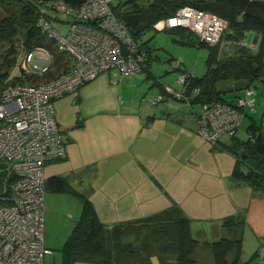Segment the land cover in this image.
Returning a JSON list of instances; mask_svg holds the SVG:
<instances>
[{"label": "crops", "instance_id": "crops-1", "mask_svg": "<svg viewBox=\"0 0 264 264\" xmlns=\"http://www.w3.org/2000/svg\"><path fill=\"white\" fill-rule=\"evenodd\" d=\"M126 1L121 2L123 13L131 10ZM176 29L185 30L197 42L196 33L187 28L159 31ZM253 36H257L256 41L246 43L257 50L260 36L255 32ZM149 40L143 39L149 50L148 69L138 73L105 70L53 101L65 155L44 166L45 221L58 228L66 217L69 233L80 216L79 194H83L108 229L177 207L188 219L192 235L205 245L227 237V233L233 238L247 233L264 245V189L232 176L236 165L243 172L248 169L236 155L245 149L234 144L235 140L247 138L250 123L260 125L264 132V80L253 84L244 80L218 83L231 103L252 86L255 104L245 108L243 122L249 118L248 122L234 137L223 134L212 146L197 132L199 104L189 105L164 91V85L181 90L175 76L188 72L181 69L182 57L165 53L162 62L157 59L160 71L157 67L153 71L155 54ZM256 92L262 99H256ZM157 94L163 99L153 102ZM230 145L237 149L236 154ZM53 177L63 178L70 190L55 192L48 188L47 181ZM228 217L239 221L231 230L221 225Z\"/></svg>", "mask_w": 264, "mask_h": 264}, {"label": "built area", "instance_id": "built-area-1", "mask_svg": "<svg viewBox=\"0 0 264 264\" xmlns=\"http://www.w3.org/2000/svg\"><path fill=\"white\" fill-rule=\"evenodd\" d=\"M113 0H85L72 6L64 0H47L36 25L56 50L69 56L66 70L39 82L17 81L0 90V264H47L50 252L44 245V166L65 155V142L54 118L53 101L75 91L101 72L117 69L138 73L146 68V52L126 24L112 9ZM50 7L66 19H48ZM57 25L58 27H56ZM223 18L193 7L182 6L173 15L152 24L154 30L182 27L196 33L198 41L217 45L225 31ZM54 64L52 50L35 45L17 60L18 76H43ZM191 73L176 78L181 90L164 85V91L190 104L198 88L185 92ZM254 89H244L234 105L202 103L196 115L197 132L210 145L223 134H236L246 107H254ZM163 99L157 94L152 99ZM253 264H264V245Z\"/></svg>", "mask_w": 264, "mask_h": 264}, {"label": "trees", "instance_id": "trees-1", "mask_svg": "<svg viewBox=\"0 0 264 264\" xmlns=\"http://www.w3.org/2000/svg\"><path fill=\"white\" fill-rule=\"evenodd\" d=\"M10 1L18 2L20 9L18 12H11L0 18V42H11L13 37L18 34V26H20L24 35L23 50H29L35 45H45L52 50L54 55V64L50 72L43 76L15 75L12 82H39L48 80L66 70L70 63L69 56L57 51L55 46L51 45L53 44L51 41H49V46L38 41L39 38L47 39L36 25L38 13L43 9V2L47 0H0L3 4ZM64 1L72 6H77L85 0ZM126 3L130 4L131 10L125 13L139 14L136 27L130 28L137 41L144 32L153 29V23L173 15L180 7L186 5L211 12L226 20L224 35L222 34L217 45L209 46L198 42V40L196 42L198 46L207 47L208 53L204 74L196 76L191 73L192 77L188 79V84L185 87L186 93L198 88L197 95L189 105L193 103L201 105L216 101L234 105L235 103L226 101L221 93L218 86L220 81L244 80L253 84L254 81L264 80V0H127ZM112 9L121 18L123 12L117 13L114 5H112ZM44 13L48 19L57 18L56 13L50 7H46ZM240 14L242 22L237 21ZM249 31L260 36L255 52L251 50L249 43H246ZM224 39L226 43L235 47V50L227 55H221L222 44L220 43ZM147 41H138L146 52L145 69H148L149 62ZM16 62L15 55L11 59L5 57L6 68L0 73V83L9 78V68L15 67ZM234 136L235 134L231 135V137ZM234 144L241 145L245 149L243 153L236 154L237 149L233 145L229 146L238 159H242L248 165V169L243 172L236 165L232 176L250 183L256 189H264V171H262L264 132L260 131V125L250 123L247 129V138L244 141L235 140ZM47 187L55 192L70 190L66 181L61 177L50 178L47 181ZM79 195L82 199V209L62 246V264H124L127 263L126 258H131L135 254L139 258H143L128 263L141 264L143 259L148 258L147 254L150 253L153 246L159 248L164 256L173 258L174 264H197L193 257V251L199 240L192 235L189 221L182 215L179 208L167 209L137 222L120 224L114 231L100 222L90 200L83 194ZM237 223L239 221L228 217L222 221L221 225L231 230ZM241 239V236L239 238L227 236L210 241L209 246L214 260L212 263L206 264H228V257L232 254L235 256L230 264H241L239 263ZM133 246L137 250L131 249V247L134 248ZM148 261L149 259L146 262Z\"/></svg>", "mask_w": 264, "mask_h": 264}, {"label": "rangeland", "instance_id": "rangeland-1", "mask_svg": "<svg viewBox=\"0 0 264 264\" xmlns=\"http://www.w3.org/2000/svg\"><path fill=\"white\" fill-rule=\"evenodd\" d=\"M123 1L124 0L113 1L114 9L117 13L125 9L124 5L121 4V2ZM192 1H199V0H192ZM19 9H20V4H18V2L16 1H10L7 4H3L0 2V18L2 16L10 14L11 12L12 13L18 12ZM56 15L59 16L61 19H66L62 15L59 14ZM55 26L58 27L57 25ZM18 30H19L18 34L13 37V40L11 42H3V43L0 42V73L3 72L6 68L5 57L11 59L12 56L15 55L16 59L18 60L19 55L24 49L22 45V41L24 40L23 30L20 26H18ZM147 38L150 39L149 40L150 46L152 48L154 47L153 52L155 54V58L152 61L153 71H154V67H157L158 72L160 71V67L157 64V59H159L162 62L165 53H169V54H174L178 57L179 56L182 57L183 64L181 66V69L184 70L186 68L188 69V72L190 70V73H194L196 75H201L205 72V68H206L205 60L208 53V48L205 46L196 45L194 37L192 35L187 34L185 30L176 29L173 31L172 30L156 31L153 29H149L144 35H141L138 38V41L141 40L143 41V39L145 40ZM38 41L40 43L47 44L48 46L50 43L49 40L45 38H39ZM220 44H222L221 55H227L228 53L235 50V47L230 43L229 44L226 43L225 39L222 40ZM51 45L53 46V44ZM255 48L256 47L254 46L253 50L252 49L251 50L255 52L256 51ZM12 49L14 50L13 52ZM194 67L196 68L197 71L194 70V72H192ZM9 71H10L9 78L5 80L3 83H0V88L8 83H11L12 78L15 75H18L17 62L15 67L9 68ZM161 75L162 78L165 76L164 71H162ZM177 76H175V78H177ZM255 97L256 99H262V96L258 92L255 93ZM198 107L200 111L201 105L199 104ZM248 119L249 118H246L244 122L242 121L241 127L242 124L245 125L248 122ZM258 120H260L259 116H258ZM47 194H49V192H47ZM65 219L68 220L66 217ZM66 220L62 219V224L58 225V228H56V225L54 226L51 221L50 223H47V221H45L44 245L50 251L45 258L47 264H62V246L65 242L66 237L70 233V232L68 233L66 230V223H68L69 221ZM193 223L196 224V222ZM227 235L228 237H232L231 233H227ZM242 237H241L242 247L239 255V263L253 264L257 256V252L259 251V247H260L259 241L257 238H254V236L251 237L250 235H247V233L246 234L244 233ZM199 242L200 244H198L196 249H194L193 251V257L195 258L196 263L205 264L208 262H213L214 258L210 246L203 244L202 240H200ZM131 249L137 250L135 247L134 248L131 247ZM147 256H148L147 259H149V261L146 262L147 259H143L141 262L140 260L141 264H174L173 258L164 256L163 252L159 248H156L155 246L152 247L150 253H148ZM234 256L235 254H232L230 255V257H228V264L231 263ZM140 258L139 256H137V254H135L134 256H131V258H126L127 263L124 264H129L128 263L129 261L132 260L136 261Z\"/></svg>", "mask_w": 264, "mask_h": 264}, {"label": "water", "instance_id": "water-1", "mask_svg": "<svg viewBox=\"0 0 264 264\" xmlns=\"http://www.w3.org/2000/svg\"><path fill=\"white\" fill-rule=\"evenodd\" d=\"M138 16H139L138 13H133V12L132 13H123L121 15V19L126 24H128V26H130V28H135L137 20H138ZM237 21L238 22H242L241 14L238 16ZM256 39H257V36H253V31H249L248 34H247V37H246V41L247 42H250V40L256 41ZM117 229H118L117 227L114 228L115 231Z\"/></svg>", "mask_w": 264, "mask_h": 264}, {"label": "flooded vegetation", "instance_id": "flooded-vegetation-1", "mask_svg": "<svg viewBox=\"0 0 264 264\" xmlns=\"http://www.w3.org/2000/svg\"><path fill=\"white\" fill-rule=\"evenodd\" d=\"M118 228V227H117ZM115 231V230H114Z\"/></svg>", "mask_w": 264, "mask_h": 264}]
</instances>
